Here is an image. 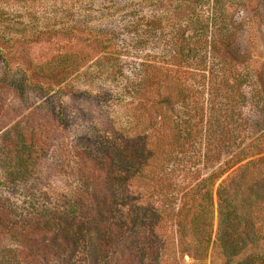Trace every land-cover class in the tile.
<instances>
[{"label": "rangeland", "instance_id": "1", "mask_svg": "<svg viewBox=\"0 0 264 264\" xmlns=\"http://www.w3.org/2000/svg\"><path fill=\"white\" fill-rule=\"evenodd\" d=\"M261 132L264 0H0V155L28 177L0 166V248L23 264H98L66 210L92 198L89 172L104 193L99 264H222L215 193L204 257L178 213ZM12 229L58 250L30 251Z\"/></svg>", "mask_w": 264, "mask_h": 264}, {"label": "trees", "instance_id": "2", "mask_svg": "<svg viewBox=\"0 0 264 264\" xmlns=\"http://www.w3.org/2000/svg\"><path fill=\"white\" fill-rule=\"evenodd\" d=\"M252 147L255 150L238 165L233 173L221 178L231 167V164L227 168L213 171L202 177L196 188L186 193L187 201L183 203L178 213L179 216L181 215L180 228L189 232V244L194 246L204 257L211 244L212 196L215 193L217 228L212 244L220 255L222 264H264V155H260L264 153V132L258 135ZM4 149L5 145L1 143L0 152L3 153ZM0 156V166L5 168L8 180L14 184H20L28 178L20 171H13L12 167L7 165L4 154ZM107 156H109L106 157L108 160L113 159L112 156ZM160 159L162 162L168 161L169 155L165 160H163L164 158ZM244 159V156H240L235 160V163H240ZM235 163L233 162V164ZM149 168L151 169V167ZM136 172L140 175L146 174V170L141 165L137 167ZM93 174V172H89L86 177L88 184L91 185V191L87 193L91 194L92 198L80 199L75 196L66 210L72 214L73 220L76 221L74 230L79 238L83 239L87 256L99 264L100 259L95 254L94 240L102 235L99 223L102 209L98 202H95L97 198L95 196H103L104 193L100 186L102 176ZM46 220L48 221L42 223L45 232H48L51 230V224L54 226V223L50 219ZM5 222L6 218L0 215V226H3ZM47 223L48 225H46ZM50 233L57 236L55 231ZM10 236L30 251L32 248L38 247L43 253L46 251L55 253L57 249L52 245V237H48L46 245L37 241L47 237L46 234L44 235V231L18 232L17 229H12ZM8 248H0V264H23L21 258H17Z\"/></svg>", "mask_w": 264, "mask_h": 264}]
</instances>
